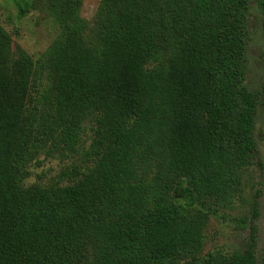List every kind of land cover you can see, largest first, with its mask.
<instances>
[{"label":"trees","instance_id":"trees-1","mask_svg":"<svg viewBox=\"0 0 264 264\" xmlns=\"http://www.w3.org/2000/svg\"><path fill=\"white\" fill-rule=\"evenodd\" d=\"M14 1L60 32L34 60L0 24V264H264L254 236L202 254L264 112V85L245 86L250 0H101L92 22L83 0ZM83 130L90 164L70 183L25 184Z\"/></svg>","mask_w":264,"mask_h":264},{"label":"rangeland","instance_id":"rangeland-1","mask_svg":"<svg viewBox=\"0 0 264 264\" xmlns=\"http://www.w3.org/2000/svg\"><path fill=\"white\" fill-rule=\"evenodd\" d=\"M101 0H83L81 16L92 22ZM264 0H250V39L246 53L245 86L261 94L264 85ZM0 24L11 34L13 47L22 48L34 60H39L60 32L58 25L39 9H30L20 16L14 0H0ZM93 130H83L75 153L50 144L32 162L30 177L25 184L66 185L90 164L86 150L90 147ZM257 147L250 153L249 163L240 171L241 199L225 207H218L205 228L202 254L218 251L225 254L244 253L251 239L256 238L259 263L264 259V112L259 106L255 119ZM256 233L252 235V230Z\"/></svg>","mask_w":264,"mask_h":264}]
</instances>
